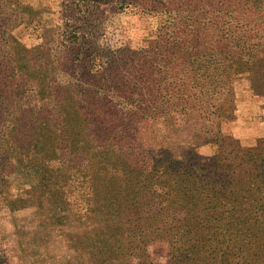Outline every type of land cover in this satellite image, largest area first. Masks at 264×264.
Wrapping results in <instances>:
<instances>
[{
  "label": "rangeland",
  "instance_id": "rangeland-1",
  "mask_svg": "<svg viewBox=\"0 0 264 264\" xmlns=\"http://www.w3.org/2000/svg\"><path fill=\"white\" fill-rule=\"evenodd\" d=\"M214 135L247 154L206 264H264V0H0V264H174L118 255L132 169Z\"/></svg>",
  "mask_w": 264,
  "mask_h": 264
},
{
  "label": "trees",
  "instance_id": "trees-1",
  "mask_svg": "<svg viewBox=\"0 0 264 264\" xmlns=\"http://www.w3.org/2000/svg\"><path fill=\"white\" fill-rule=\"evenodd\" d=\"M209 140L219 145V154L213 160H201L193 152H188L181 159L168 157L163 160L151 156L152 160L141 168L132 169L130 182L134 186L124 198L135 200L136 196H140L142 203L152 201L150 208H153V212L138 224H132L128 234L116 233L118 238L126 239V247L118 255L124 259L145 257L150 244L165 240L171 247L174 264H206L213 257L211 247L219 243L222 232L221 227L217 226L213 232L217 239L207 245V237L213 228L212 221L215 220L210 211L216 198L227 192L234 193L232 185L239 187L238 177L243 169L238 172L237 169L244 166L242 160L247 152L239 158L238 145L230 137L215 136ZM229 147V150L237 149L228 152ZM229 160L237 164L229 165ZM142 172L144 175L141 177ZM133 206L140 209L138 203ZM241 223L245 225H236L237 228L228 235L236 232L234 239L238 238L237 232L246 228L249 220ZM247 240L242 242V247H250L251 242Z\"/></svg>",
  "mask_w": 264,
  "mask_h": 264
}]
</instances>
